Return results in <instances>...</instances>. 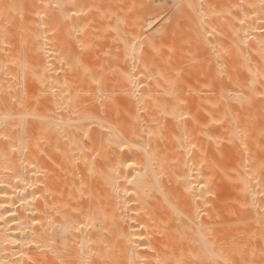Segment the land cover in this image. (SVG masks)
I'll use <instances>...</instances> for the list:
<instances>
[{
    "label": "bare ground",
    "instance_id": "6f19581e",
    "mask_svg": "<svg viewBox=\"0 0 264 264\" xmlns=\"http://www.w3.org/2000/svg\"><path fill=\"white\" fill-rule=\"evenodd\" d=\"M209 1L139 0L134 55L79 56L80 26L128 40L134 11L0 0L20 42L34 7L59 24L58 53L50 32L32 64L0 56L1 103L47 102L0 112V264H264V0ZM146 11L175 23L176 55L154 56Z\"/></svg>",
    "mask_w": 264,
    "mask_h": 264
},
{
    "label": "rangeland",
    "instance_id": "374dc122",
    "mask_svg": "<svg viewBox=\"0 0 264 264\" xmlns=\"http://www.w3.org/2000/svg\"><path fill=\"white\" fill-rule=\"evenodd\" d=\"M90 1H91L92 5L93 4L94 5L100 4V0H95L97 2H94V0H90ZM154 1H155V3L158 1L156 4L162 3L161 2L162 0H154ZM121 2H122V4H124L125 9H131L134 11L132 19L129 18L130 22H131V27H130V36L131 37H130V39L125 40L123 38H118L116 40H112L109 36L110 31L104 33L100 29H92V30H90L92 32V38L89 41L85 35V27L86 26H80V31H79V35H78V37H79L78 38V45H77V47L79 49V56H108L110 52L118 53L120 42H123V41L129 42V44L133 48L132 55H134V53H135L134 50L137 46V40H138L139 34H140V28L138 26V20H139V15H140L139 0H121ZM209 2H210V4H211V2H212V4L214 2V5L216 4V1H213V0H210ZM19 5L20 4H14V7H12L10 10L6 11L7 12V14L5 15L6 18H3V16H4L3 12H0V18H2L3 20L6 19L4 21L7 25V26H5L6 29L10 30L8 36H6L3 41L0 40V56H6V55H12V54L14 56H24V57L26 56V59L28 58V63L30 61L34 63L35 62V60H34L35 54H34V50H32V45H31L30 41H33L34 39L38 38L40 45L42 43L44 44V41H42V35L48 36L46 34H49L50 32L53 33V36L51 35V41L50 42L52 43L54 49L57 52L58 40H59L57 30H58L59 24L57 23V21H55L53 23V25H51V27H50V25L48 24V19H47L48 17L41 14V8L39 6L34 7L35 13H34V17H33L34 18L33 23L35 24V27L37 30L36 35L38 36V34H39V36L37 37L35 35V38H32L29 41V43H26V42L23 43V42L19 41V37L22 36L24 32L20 31L18 29H15L13 27L14 23H16L20 19V16L22 15L20 13ZM215 6H217V5H215ZM116 10H117V8H113L112 12H114ZM86 11H87V16H89V14H88L89 10H86ZM124 11H126V10H124ZM148 13L146 11V14H144L146 16V18H144V20L146 22L145 25H146V27L147 26L149 27V28L147 27L149 31H151L150 29H153L152 30L153 33L155 35L157 34V36H159V37H157V36L155 37L158 40H154V44H158V51L157 52L155 51L157 54H154V56H157L160 53H161V55H159V56H162V55L163 56H172V55H170L171 53L173 55H176V53L174 52L175 51L174 49H176V45H175L176 43L172 42V40H171V38L173 36L172 34L175 35V32L172 33L174 31V28L176 29V25H174L175 23H172L171 22L172 20L171 21L168 20V19H170L169 16H168V19L166 18L167 22L163 19L164 18L163 14H165V12L162 13L163 18H161L162 17L161 16L160 17L161 19L155 18L152 15H149ZM168 21H170V22H168ZM147 23H148V25H147ZM171 23H172V25H171ZM0 27H2L1 21H0ZM44 40L47 44L48 40H46V37ZM91 50H93L94 54L92 53ZM176 51H177V49H176ZM162 53H164V54H162ZM55 56H57V54H55ZM31 62H30V64H32ZM20 76H19L18 81H20ZM21 78H23V77L21 76ZM15 84L17 85V82ZM36 84H38V83H36ZM44 84L46 86L45 85L42 86L41 84H38L37 88L38 87H39L38 89L47 88L48 87L47 84L46 83H44ZM30 85L31 86H28V89H30V87L32 89L35 88V86H32V85H35V83L30 84ZM1 86L2 85H0V87ZM47 89H49V87ZM20 90L22 91V93H24L23 90L19 88V90L17 89L15 91L18 94L16 95V93H15L14 97L12 99V103H11L12 108L14 109V107H16V106H17L16 108H19V109H14L13 112H15V110L17 112L20 109H21L20 111L24 112V113L27 112V111H25L26 109L32 111L31 109H33L32 108L33 106H34V108L38 107L36 109V112L37 111L42 112L43 108L41 106V103H42V100L46 99V98L45 97L41 98V97L44 96L45 94L40 93L38 96L34 97L33 93H32V96L34 99L33 100L32 98H30V96H31L30 93L33 90H30V92H28V94L27 93L22 94L20 92ZM25 94H27V95L25 96ZM38 98H40V99L38 100ZM0 101H3V100L0 99ZM44 102L47 103L46 101H44ZM44 102L42 103L43 107L46 105V104H44ZM9 106H10L9 103H3V102L1 103L0 102V112L2 110L6 111V109ZM22 106H25V107H23L24 111L22 110V108H20ZM29 112H28V114H30Z\"/></svg>",
    "mask_w": 264,
    "mask_h": 264
}]
</instances>
